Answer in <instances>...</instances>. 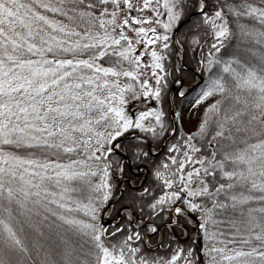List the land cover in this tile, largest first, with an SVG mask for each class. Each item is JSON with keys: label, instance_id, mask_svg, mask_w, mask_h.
I'll return each mask as SVG.
<instances>
[{"label": "snow or ice", "instance_id": "snow-or-ice-1", "mask_svg": "<svg viewBox=\"0 0 264 264\" xmlns=\"http://www.w3.org/2000/svg\"><path fill=\"white\" fill-rule=\"evenodd\" d=\"M0 264H264V0H0Z\"/></svg>", "mask_w": 264, "mask_h": 264}, {"label": "rangeland", "instance_id": "rangeland-1", "mask_svg": "<svg viewBox=\"0 0 264 264\" xmlns=\"http://www.w3.org/2000/svg\"><path fill=\"white\" fill-rule=\"evenodd\" d=\"M193 123H194V119L193 120L186 121V123H185V130L192 128Z\"/></svg>", "mask_w": 264, "mask_h": 264}]
</instances>
